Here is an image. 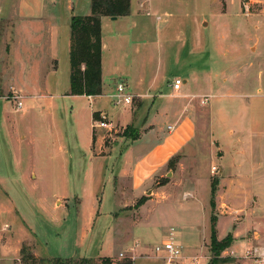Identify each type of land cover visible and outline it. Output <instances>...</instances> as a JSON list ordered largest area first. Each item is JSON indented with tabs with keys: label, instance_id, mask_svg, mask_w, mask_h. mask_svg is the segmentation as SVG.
<instances>
[{
	"label": "rangeland",
	"instance_id": "374dc122",
	"mask_svg": "<svg viewBox=\"0 0 264 264\" xmlns=\"http://www.w3.org/2000/svg\"><path fill=\"white\" fill-rule=\"evenodd\" d=\"M58 1L60 2L52 7L53 11L51 10L50 13L53 17L50 16V19L56 20L62 28H68L71 23L69 12L62 9L61 0ZM253 1L256 3L251 6L250 13L247 14L243 8V0H131L130 16L110 22L111 28L104 32L108 43L109 66L114 60H120L124 67L133 64V75L139 73L137 67L141 64L139 70L145 66L143 70L146 71L148 78L156 77L157 74L167 75V77L179 76L182 80H188L183 93L189 89L194 94L198 93L200 81L198 80L195 84L190 74L204 70L209 73V81L212 84L217 80L221 83L223 78L228 80L227 86L223 83L220 86L215 85L217 91L221 93L219 94L221 95L219 106L222 108L238 103L235 92L252 94L256 104L258 100H264V0ZM13 4V0H0V73L8 67L12 72L22 74V70L29 69L30 66L33 79L42 68L38 63L41 57L40 50L39 52L37 50L38 47L31 46L30 48V44L27 46L14 45L10 57L3 56L6 38L2 31L5 28L11 30L10 28L17 27L18 18H1L13 13L10 9ZM47 15L44 17L42 28L47 27L46 22L49 19ZM19 22H21L19 24L26 25V21L19 19ZM115 34H120L121 49H116ZM252 46H257V49L253 51ZM13 47H19L18 51H13ZM61 50L59 64L62 68L64 54ZM241 51L242 54H240ZM240 65H247L250 73L249 79L247 83L244 81L243 85H239L238 82L232 85L231 79L236 75ZM62 78L60 75V80ZM7 81L9 80L5 77L3 82ZM119 81L124 80L118 79L115 85ZM169 82L171 80L164 84L165 91L168 93L170 91L167 86ZM259 87L263 89L261 95L257 93ZM212 88L211 84L206 86L208 93ZM136 100L134 99L133 103L139 105V101L136 102ZM78 102L88 112L78 123H74V118L70 114L74 104L66 103L68 114L64 116L62 111L61 115L64 125L61 130L59 127V134L61 131L68 152L59 151L61 154L58 156V151L52 146V142H50L51 146L46 142L47 144L34 147L33 142L27 138L22 164L23 167L26 166L25 169L28 167V172L33 165L35 167L34 171L29 173L31 176L29 175L27 187L18 184L15 181L17 177L10 176L12 174L11 166H8L10 154L7 153L6 146L0 142V155L4 158L3 168H0L2 185L13 197L18 210L33 230L36 243L39 245L38 253L42 257L34 256L32 244L23 242L17 247V241L14 238L12 241L9 240V235H6L3 239L1 238L0 264H33L32 261L24 262L22 259L21 250L24 246L28 249L27 258H36L38 264H51L52 259L71 258L78 261L86 260V264H103L106 258H110L114 264H121L128 260L133 261L134 264V257L145 256L147 258H139L135 264H163L164 261L161 258L163 255H157L155 248L171 237L178 245L176 234L186 236L195 234V241L200 245L202 232L210 234L209 218L204 210V205L208 206L206 197L210 190L207 180L208 166L211 168L206 151L200 150L191 159H185L183 154L176 157L174 166H168L164 170L163 177H156L151 185L154 189L163 187L161 197H155L153 189L150 194L144 195L153 200H149L143 207L122 208L118 202H115L114 207V201L109 200L113 193H110L108 183L104 187L100 186V176H91L90 166L81 154L83 153L82 145H84L82 141L91 137V132H89L91 120L89 101L80 99ZM15 104L14 101L0 98V116L3 112L9 114L15 112ZM28 108L25 107L27 118L19 122L23 132H31L34 129L32 119L34 114L38 113L35 108L29 110ZM14 115L21 114L15 113ZM169 122L173 121L167 120L166 123ZM127 127L118 126L106 133L103 150L113 148L116 142L123 148L131 141L133 134H140L141 130L136 124L130 128ZM40 128H43L41 124ZM94 129L98 130L99 135L103 134L104 128L94 127ZM1 137L0 133V140ZM119 138L122 139L121 143L118 141ZM192 147L194 145L187 150ZM63 157L67 160L64 161ZM215 178L217 177L210 175L212 182ZM115 185L117 201L125 196L122 194L123 189L129 186L123 179H115ZM100 188H102V194ZM190 189H196V199L188 197L185 199L184 191ZM94 193H99L97 194L99 197L103 195L104 203L101 207L97 205L100 216L96 220L93 231L83 239L81 229L84 217L81 214L78 215L74 197L84 196L87 203H91L93 197L96 199ZM56 197H65L70 200L64 199L66 206L54 208ZM76 202L79 201L76 200ZM112 207L114 209H110ZM108 211L114 214L110 216ZM216 213L219 212L216 210ZM117 214L120 219L116 220L115 215ZM121 216L122 219L127 220H122ZM131 221H137L133 228L132 223L130 226L125 224ZM192 225H195L193 231L190 229ZM127 228L129 232L126 231ZM258 229L264 231V227L259 226ZM109 237H111L110 240ZM263 239L264 234L257 244L264 245ZM122 240L130 243L129 248L139 245L137 251L140 253L135 255L130 249L119 252L124 244ZM107 246L113 248L106 253L109 256L100 257L101 249H106ZM227 250L215 259L211 251V243H206L202 249L201 246L193 247L190 252L183 253L186 258L183 256L182 260L175 264H180V262L181 264H194L192 258L194 256L198 257L199 264H257L254 256L249 255L252 249L246 250L241 258H229V255L225 254ZM121 253H124V257L120 256ZM41 260L45 261L39 262Z\"/></svg>",
	"mask_w": 264,
	"mask_h": 264
},
{
	"label": "crops",
	"instance_id": "0c3cea01",
	"mask_svg": "<svg viewBox=\"0 0 264 264\" xmlns=\"http://www.w3.org/2000/svg\"><path fill=\"white\" fill-rule=\"evenodd\" d=\"M13 1L14 4L10 7L13 13L1 18H18L17 27L10 28L11 30L5 28L2 31L6 38L3 56L10 57L14 45L27 46L30 44V48L33 46L38 47V52L40 50L41 57L38 63L42 67L33 79L30 66L29 69L24 68L22 74L12 72L8 67H5V70L0 73V98L14 101L16 104L18 101L23 103V107L20 109L15 104L16 109L14 108L15 112L12 114L3 112L0 116L2 136L0 142L6 146L7 153L10 154V164L8 165L11 166L12 174L10 176L17 177L15 181L18 184L27 187L29 175L31 176L29 173L35 169L33 165L28 172V167L25 169L26 166L23 167L22 164L27 138L33 142L34 147L47 144L46 142L51 146L50 142H52L56 151L68 152L61 131L59 134V127L61 130L64 125L61 117L62 111L66 116L68 114L66 103L74 104L70 114L74 118V123H78L82 116L88 113L78 101L87 99L90 104L89 132H91V137L82 141L84 145H82L83 153L81 154L87 165L90 166L91 176H100V186L104 187L108 183V189L110 193H113L109 200L114 201V207L116 206L115 202L120 203L122 208L136 207L138 202L146 197L144 195L150 194L154 189L151 184L156 177L164 176V170L172 158L183 154L185 159H191L192 156L204 149L209 162H211V168L208 166L207 173L210 186L206 197L208 206L204 205L206 216L209 218L210 234L202 232L200 245L195 241V234L191 236L176 234L178 245L185 253L190 252L193 247L201 246L202 249L206 243L210 244L211 219L216 216L218 239L223 240L227 236L233 238L232 245L225 252L229 258H241L246 250L253 248H257L259 252L264 250V245L257 244L262 240L264 234V231L258 229L259 226L264 227V100H258L255 104L252 94L235 92L238 103L222 108L219 106L221 96L219 94L221 93L217 91L215 85L220 86L223 83L224 86H227L226 78H223L221 83L217 80L212 84L209 81V73L206 71L191 73L195 84L198 80L200 81L198 93H191L189 89L183 93V88L187 86L188 80H183L184 84L180 92H175L171 87L175 78H181L179 76L167 77V75L157 74L156 77L148 78L146 71L143 70L145 66L139 70L141 64L137 67L139 73L133 75V64L124 67L120 60H114L113 64L109 66L108 43L104 32L111 28L110 22H116L122 17L116 20H112L110 17L102 18V95H69L70 69L66 63V55L70 46V26L62 28L56 20L50 19L53 17L50 13L52 7L60 1ZM61 7L69 12L70 19L72 15L88 16L91 13L90 0H81L80 2L79 0H61ZM44 13L48 14L47 18H49L48 22L45 21L46 28L45 26L42 28L46 15ZM19 19L26 21V25L19 24L21 23ZM119 38L120 34H115L116 49H121ZM10 42L11 44H9ZM251 48L255 51L257 46ZM18 49L19 47H13V51H18ZM60 49L64 54L62 68L59 64ZM249 74L247 65H240L236 75L231 79V84L238 82L239 85H243L244 81L247 83ZM60 75L63 77L61 80ZM5 77L9 81L4 83ZM118 79L124 81H119L115 85ZM168 80H171L167 85L170 88L169 93L165 91L164 86ZM119 84L127 86L134 99H137L136 102L139 101V105L134 103L130 106L115 105ZM209 84L213 86L210 93L206 90V86ZM257 93L261 95L263 89L259 87ZM16 97L20 99H16ZM25 107H29L28 110L35 108L38 112L32 119L34 129L31 132H23L19 123L27 118ZM73 109H75L74 112ZM15 113L21 115L16 116ZM95 114H98L99 120L104 116L106 122L110 124L109 128H104L102 135H99L98 130L94 129V122L98 121L94 117ZM167 120L173 122L166 123ZM40 124L43 126L42 129ZM133 124H136L141 130L138 139L129 141L123 148L116 142L113 148L109 147L108 150H103L106 133L113 131L118 126L127 127ZM118 141L121 143L122 139L119 138ZM191 145L194 147L187 150ZM58 152L57 154L60 156L61 153ZM63 159L67 160L65 157ZM3 161L4 158H1L0 155V168H3ZM212 162H214L213 165ZM213 167L217 168L215 172H212ZM210 175L217 177L214 180L216 181L215 196L212 194L213 186ZM115 179H123L129 186L123 189L122 194L125 196L117 201L115 199ZM111 180L113 181L111 182ZM91 183H93L92 180ZM162 189L163 187L155 188L154 196H160ZM101 190L102 188H100ZM195 191L196 189L184 191L185 199L187 197L196 199L197 192L195 193ZM0 192L2 193L0 195V244L2 239L9 235V240L12 241L14 238L17 241V247L23 242L32 244L34 256L42 258L38 253L39 245L36 243L33 230L18 210L13 197L3 187L1 179ZM97 194L99 195V193H94L96 199L93 197L91 203H87L84 196L74 197L78 215L81 214L84 217L81 229L83 239L93 231L96 220L100 216L97 205L102 206L104 197L103 195L99 197ZM147 198L141 207L145 206L149 200H153V198ZM64 199L69 198L56 197L54 208L66 206ZM114 207L110 209H114ZM216 210L219 213H216ZM112 213L108 211L110 216ZM115 219H120L119 214L115 215ZM122 220L127 219L123 218ZM136 222L131 221L125 224L130 226L132 223L131 227L133 228ZM256 222L257 224H255ZM194 227L195 225H192L190 229L193 231ZM4 230L6 232H3ZM126 231L130 230L127 228ZM110 239L111 237H109ZM121 242L124 244L120 247L119 252L131 249L129 242L126 240ZM114 245H116V241H114ZM112 249L108 246L106 249H101L100 257L109 256L106 253ZM134 253L136 255L140 252L136 250ZM139 258L147 257H136L134 264ZM184 258L186 257L184 256Z\"/></svg>",
	"mask_w": 264,
	"mask_h": 264
},
{
	"label": "trees",
	"instance_id": "16d2710c",
	"mask_svg": "<svg viewBox=\"0 0 264 264\" xmlns=\"http://www.w3.org/2000/svg\"><path fill=\"white\" fill-rule=\"evenodd\" d=\"M91 13L88 16L73 15L70 23V46L66 55V63L70 69L69 95L100 96L103 93L102 83V18L126 17L131 14V0H90ZM99 120L98 114L94 115ZM132 127L129 125L127 128ZM140 134H133L131 140H136ZM95 140V136H94ZM176 157L169 161L168 166H174ZM212 194H215L216 181L212 182ZM147 197H143L137 206H141ZM213 205V202H212ZM211 251L215 259L228 249L232 243V236L219 240L216 231V216L211 219ZM27 247L21 250L24 262L32 261L38 264L36 258H27ZM55 260V261H53ZM45 260H41L42 262ZM49 262V261H48ZM51 264H86V260L52 259ZM103 264H114L110 258L103 260ZM121 264H133L124 261Z\"/></svg>",
	"mask_w": 264,
	"mask_h": 264
},
{
	"label": "built area",
	"instance_id": "2783aa9c",
	"mask_svg": "<svg viewBox=\"0 0 264 264\" xmlns=\"http://www.w3.org/2000/svg\"><path fill=\"white\" fill-rule=\"evenodd\" d=\"M256 3L253 0H243V8L245 9L246 13H250L251 6ZM183 80L181 78H175L172 81L171 87L175 92H180L183 87ZM16 99H20L19 97H16ZM134 96L128 91L127 86L125 84H119L117 86V93L115 97V105H124V106H130L133 104ZM17 108H22L23 103L21 101L17 102ZM110 124L106 122V118L103 116L100 121H97L94 124V127L96 128H109ZM216 167L212 168V172L216 171ZM173 235V233H171ZM139 245L136 247L131 248L130 250L132 252H135ZM155 252L157 255L161 254L162 260L164 261V264H175L176 262H179L183 258V250L180 245H177L173 238L171 237L169 240H166L163 242L160 246H157L155 248ZM252 254L254 258L256 259L257 264H264V250L258 251L257 248H254L250 250L249 255ZM121 257H124V253L120 254ZM136 257L133 258V260ZM194 264H199L198 257H192Z\"/></svg>",
	"mask_w": 264,
	"mask_h": 264
},
{
	"label": "water",
	"instance_id": "95a60500",
	"mask_svg": "<svg viewBox=\"0 0 264 264\" xmlns=\"http://www.w3.org/2000/svg\"><path fill=\"white\" fill-rule=\"evenodd\" d=\"M117 19V17H112V20H116Z\"/></svg>",
	"mask_w": 264,
	"mask_h": 264
}]
</instances>
